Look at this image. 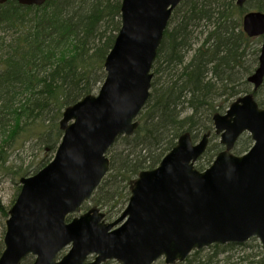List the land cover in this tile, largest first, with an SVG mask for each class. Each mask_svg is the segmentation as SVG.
<instances>
[{"label":"water","instance_id":"95a60500","mask_svg":"<svg viewBox=\"0 0 264 264\" xmlns=\"http://www.w3.org/2000/svg\"><path fill=\"white\" fill-rule=\"evenodd\" d=\"M14 1L38 7L47 2ZM183 1L122 0L121 28L105 60V80L97 93L64 110L53 160L20 179L5 221L0 264H23L29 257L32 264H183L195 251L254 239L264 252V108L252 93L213 116L224 150L206 170L196 164L211 134L198 142L183 134L155 169L139 173L116 220L106 222L98 208L82 210L110 171L109 150L140 125L164 34ZM242 26L249 38L263 37L258 67L248 79L257 91L264 83V13H246ZM243 134L253 146L236 155Z\"/></svg>","mask_w":264,"mask_h":264},{"label":"trees","instance_id":"16d2710c","mask_svg":"<svg viewBox=\"0 0 264 264\" xmlns=\"http://www.w3.org/2000/svg\"><path fill=\"white\" fill-rule=\"evenodd\" d=\"M121 2L47 0L38 7L10 0L0 5V172L28 134L37 135L55 155L64 110L97 92L105 80V60L121 28ZM252 11L264 13V0H247L242 6L237 0H185L174 10L140 125L110 149V172L91 201L109 219L126 207L139 173L156 168L183 134L194 142L211 134L196 164L203 171L224 149L214 133L213 116L250 93L264 108V83L254 91L248 81L258 67L262 44L261 38L243 31V17ZM252 145L243 134L235 153ZM48 163L42 160L34 173ZM252 241L215 245L206 254L196 251L183 264H232L229 253L235 249L251 251L236 264H264L261 246Z\"/></svg>","mask_w":264,"mask_h":264},{"label":"rangeland","instance_id":"374dc122","mask_svg":"<svg viewBox=\"0 0 264 264\" xmlns=\"http://www.w3.org/2000/svg\"><path fill=\"white\" fill-rule=\"evenodd\" d=\"M253 90H254V88H253ZM239 97H241V96H239ZM48 130H49V128L47 127L45 132L47 133ZM45 132H43V133H45ZM217 138H218L217 141L220 142L219 136H217ZM23 140L24 141L19 143L17 149L14 152L13 151L10 152L8 162L5 165V167L2 169V171L0 172V206L3 208V210H0V254L2 253V251L4 249L3 238H4V234H5V221L8 218L9 210L14 205V203H15L18 195H19V192H20L21 186H20L19 180L21 178V173H22V177L31 176V175L35 174L34 172L36 171L38 165L40 164V162L42 160H45L48 163L54 157V154L47 151L46 146H44V144L40 141V139L38 138L37 135L28 134L23 138ZM243 143L244 142L241 141V143L239 144V147ZM122 148L123 147H121V149ZM235 152L236 151L234 148L233 153L236 154ZM239 155H242V154H239ZM94 207H96V206H94L92 203H90L87 207L84 208V211H86L90 208H94ZM118 217L119 216H115L112 219H109L107 217L106 222L111 223L115 219H117ZM253 241H254V243H253L254 246H257V244H259L261 246L260 242L257 239H254ZM261 248H262V246H261ZM66 251H68V249ZM201 251L204 252L203 254H206L209 251V248L203 249ZM250 253H251V251L249 249H246V251H244V252L238 251V249L233 250L232 252L229 253L231 256H234L231 260V263L236 264V262H238L237 258L239 256H241L243 254H250ZM223 257L224 256H221L220 259H223ZM89 260L92 261V258H90ZM32 263H33V259L27 258V259H25V262L23 264H32ZM161 263H164L163 260L157 262L156 264H161ZM106 264H118V263L115 261H109ZM221 264H224V263L222 262Z\"/></svg>","mask_w":264,"mask_h":264}]
</instances>
